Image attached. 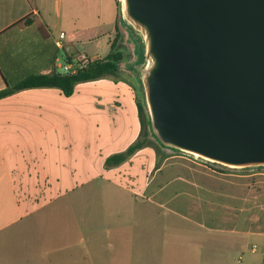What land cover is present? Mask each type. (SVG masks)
<instances>
[{
	"label": "crops",
	"instance_id": "0c3cea01",
	"mask_svg": "<svg viewBox=\"0 0 264 264\" xmlns=\"http://www.w3.org/2000/svg\"><path fill=\"white\" fill-rule=\"evenodd\" d=\"M114 7V0H0V90L31 74L60 72L59 66L92 42L97 51H83L105 56L117 27L130 40ZM60 32L62 47L55 43ZM120 66L117 79L77 83L70 95L35 87L0 98V264H264V248L249 241L264 238V230H256L257 191L248 175L172 179L189 186L178 190L189 197L221 196L223 225L174 209L162 214L98 207L99 179L134 194L127 182H112L113 174L133 161L156 171V161L172 157L153 142L119 164L106 163L141 131L143 93L124 62ZM169 182L158 181L151 195ZM162 215L174 218L145 222V216ZM178 217L188 223L176 224ZM195 231L226 241L210 248L194 240Z\"/></svg>",
	"mask_w": 264,
	"mask_h": 264
},
{
	"label": "water",
	"instance_id": "95a60500",
	"mask_svg": "<svg viewBox=\"0 0 264 264\" xmlns=\"http://www.w3.org/2000/svg\"><path fill=\"white\" fill-rule=\"evenodd\" d=\"M160 146L264 167V0H119Z\"/></svg>",
	"mask_w": 264,
	"mask_h": 264
},
{
	"label": "rangeland",
	"instance_id": "374dc122",
	"mask_svg": "<svg viewBox=\"0 0 264 264\" xmlns=\"http://www.w3.org/2000/svg\"><path fill=\"white\" fill-rule=\"evenodd\" d=\"M114 3V10H116L117 15L120 18L121 11L119 5L117 4V0H114ZM120 20L122 22L123 27L127 30V33H129L131 37L130 40L125 39L126 33L122 32L124 35L123 43L127 48L124 59L125 69L131 72L136 78H138L135 73V66L141 59V42L135 37L133 31L127 26H125L122 17L120 18ZM58 28L59 27H57V30ZM96 46V43L92 42L88 45L87 49H84L86 50V52L91 54L96 50ZM84 49H79L78 52H82ZM72 51L74 50L72 49ZM64 55L65 54L63 50H59L58 56L61 61L63 60ZM126 70L121 73L122 77L127 76L128 71ZM110 78L117 79L114 76H110ZM157 145L163 148L159 145L158 142ZM162 151L163 156L170 154L172 155V157H170L169 159H161L162 164L160 163V159L156 161V166H158L156 171L147 167H144V169H142L141 165L143 162L133 161L113 174L112 177L115 180H112V182L118 181L122 184L127 182L126 185L133 188V190L135 191L134 194L121 191V189H119L117 186L111 184L108 181H104L102 184H100L101 180L99 179V183L97 185L98 207L116 209L128 208L133 210L146 209L151 212L159 210L162 212V214L165 209H174L184 214H187L190 218L201 223H206L208 225H223L227 222V217L223 215L221 207L223 199L221 196L215 195L210 201L207 200V197L204 196H199L198 198L196 196H194V198L189 197L184 193V191L178 192L180 188H189V186L186 184H182L178 180L174 181L172 179L178 176L214 175L215 172L216 174L230 173L234 175H248L249 177H251L248 182L250 181V185H252V187H256L257 191L258 205L256 210L258 212L259 221L256 230H264V167L228 169L204 162L198 158H195L189 154L180 151H171L167 149H162ZM112 177L110 176V178ZM152 179L155 180L151 181V184L147 185L146 190H144V183ZM158 181L170 182L161 191L151 195L150 189L157 187ZM175 192H178V195H175ZM144 218L146 223L156 224L164 223L168 219L172 220L174 216L162 215L161 217L157 216L156 218L152 216H145ZM187 223L188 222L181 219L180 217H178V220L176 222V224L178 225H185ZM194 237L195 241H204L205 246H210V248L218 246L219 243L226 241L225 238L218 236V234L216 236H212V234L208 235L205 232L195 231ZM260 238L261 236H259V238L257 239L252 237H250L249 239L250 242L256 244L259 251L264 248V238Z\"/></svg>",
	"mask_w": 264,
	"mask_h": 264
},
{
	"label": "trees",
	"instance_id": "16d2710c",
	"mask_svg": "<svg viewBox=\"0 0 264 264\" xmlns=\"http://www.w3.org/2000/svg\"><path fill=\"white\" fill-rule=\"evenodd\" d=\"M117 4L120 7L119 0H117ZM39 30L42 34H44V28L42 26H39ZM123 42L124 35L117 27L113 40L110 43L109 51L105 56L89 61L85 66L78 68L73 73L60 74L57 72H52L48 74L28 75L18 83H16L13 87L0 90V98L5 97L18 90L35 87H56L59 88L63 92V94L70 95L77 83L96 80L107 76L116 77L122 70L120 64L124 62L125 54L127 51V48L125 47ZM137 80L139 82L138 78ZM139 85L141 88L140 82ZM139 117L141 122V131L139 137L124 152L110 156L106 160L107 164H119L120 162L125 160L126 156L131 155L135 150L148 145L149 143L155 142L157 145V139L150 128V121L145 103L144 106H139ZM161 149L175 151L174 149L166 147H163Z\"/></svg>",
	"mask_w": 264,
	"mask_h": 264
},
{
	"label": "built area",
	"instance_id": "2783aa9c",
	"mask_svg": "<svg viewBox=\"0 0 264 264\" xmlns=\"http://www.w3.org/2000/svg\"><path fill=\"white\" fill-rule=\"evenodd\" d=\"M59 39L55 42L57 46L62 47V41L61 39L65 37L64 32L59 33ZM95 58L90 57L86 52H77L75 53L74 57L71 58V61H66L64 62L61 66V71L57 73H73L75 72L78 68H81L85 66L89 61L93 60Z\"/></svg>",
	"mask_w": 264,
	"mask_h": 264
}]
</instances>
